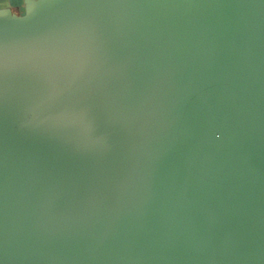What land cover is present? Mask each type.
<instances>
[{"label": "water", "instance_id": "95a60500", "mask_svg": "<svg viewBox=\"0 0 264 264\" xmlns=\"http://www.w3.org/2000/svg\"><path fill=\"white\" fill-rule=\"evenodd\" d=\"M0 264H264V0H0Z\"/></svg>", "mask_w": 264, "mask_h": 264}]
</instances>
